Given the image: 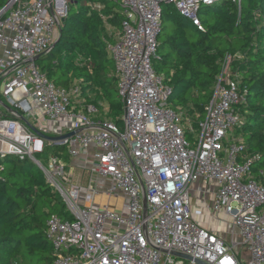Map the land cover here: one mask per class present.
Masks as SVG:
<instances>
[{
  "label": "built area",
  "instance_id": "2783aa9c",
  "mask_svg": "<svg viewBox=\"0 0 264 264\" xmlns=\"http://www.w3.org/2000/svg\"><path fill=\"white\" fill-rule=\"evenodd\" d=\"M164 1L200 29L201 5L224 0L123 1L119 38L107 42L123 130L102 103L88 102L75 83L57 87L34 61L55 42L67 0H10L0 9V158L33 163L69 213L47 221L54 264H264V183L251 172L255 155H242L244 141L233 134L245 93L223 75L227 56L197 131L170 106L172 90L152 66ZM36 131L73 136L50 142ZM196 132L193 143L187 134ZM48 146H65L67 161ZM77 161L87 185L74 183ZM198 182L217 188L193 210ZM99 194L122 205L97 207ZM203 211L229 218L228 240L197 222Z\"/></svg>",
  "mask_w": 264,
  "mask_h": 264
},
{
  "label": "trees",
  "instance_id": "16d2710c",
  "mask_svg": "<svg viewBox=\"0 0 264 264\" xmlns=\"http://www.w3.org/2000/svg\"><path fill=\"white\" fill-rule=\"evenodd\" d=\"M9 1L0 0V9ZM123 1L67 0L58 36L37 61L57 87L69 88L75 83L88 102L108 103L107 117L120 130L123 109L105 26L108 23L120 30ZM94 4L104 9L98 12L92 8ZM161 9L152 66L172 90L169 104L183 110L197 129L213 97L223 61L230 56L229 75L245 93L233 134L244 141L242 155H255L251 172L264 183V176H258L259 171L264 172V0L201 5L200 29L166 1ZM46 153L67 161L65 146H48ZM51 215L71 220L41 171L27 159L0 158V264H54L46 236Z\"/></svg>",
  "mask_w": 264,
  "mask_h": 264
},
{
  "label": "rangeland",
  "instance_id": "374dc122",
  "mask_svg": "<svg viewBox=\"0 0 264 264\" xmlns=\"http://www.w3.org/2000/svg\"><path fill=\"white\" fill-rule=\"evenodd\" d=\"M105 27H106L105 31H106L108 38H109V39L106 38V41L110 42L112 39L110 36L112 30H111L110 26L108 25V23H106ZM230 65H231V58H229L228 60L225 61L224 68H223L224 69L223 75L225 77H228V78H231L229 75ZM231 79H235V78H231ZM170 106L172 107L171 104H170ZM103 109H104V112L106 113V115L109 114V105L106 104V102L104 103ZM122 115H123V110H122ZM107 119H109V118L107 117ZM194 131H197V129H194ZM196 135H197V132L187 134V139L194 143ZM46 136L51 137L49 135H46ZM8 165L9 164H7L6 166H8ZM85 184L87 185L88 183L85 182ZM102 187H105V184L103 186H102V184L99 185V188H102ZM200 192H202V191H199V189L197 187L193 186L191 188L190 201H191V206H192L193 210L198 206H200V207L204 206L205 201H210V196H206V194L204 196L203 192L202 193H200ZM99 195H101V194H99ZM97 197H96V199H97ZM113 204L119 208L122 205V200L120 198H115ZM218 218L222 221H225L224 223H222L223 225H218ZM196 219H197V222L199 224L203 225L206 223V226H209L210 228L218 231L224 239H226V240L229 239L228 234L231 232V228H230L229 224H227V221H229V218L225 217L223 214H220L218 217L215 215L209 216L205 211H203L202 216H198V217H196Z\"/></svg>",
  "mask_w": 264,
  "mask_h": 264
},
{
  "label": "crops",
  "instance_id": "0c3cea01",
  "mask_svg": "<svg viewBox=\"0 0 264 264\" xmlns=\"http://www.w3.org/2000/svg\"><path fill=\"white\" fill-rule=\"evenodd\" d=\"M111 28V40L112 41H110V42H114L115 40H117L118 38H119V30H116V29H114V28H112V27H110ZM100 103H102V105L104 106V103L105 102H100ZM99 104V103H98ZM106 104H108V103H106ZM106 117H107V115H105ZM78 162V161H77ZM73 176H74V183H77V184H82V185H86L85 184V182H87V183H89V177H88V174H87V172H84L82 169H81V164L78 162V164L77 165H75V167H74V172H73ZM88 180V181H87ZM99 183H98V186L99 185H101L102 184V186L104 185V184H106L105 183V181H103L102 179H100L99 181H98ZM197 187L198 189H199V191H202L203 192V194H204V196H205V194H206V196H210V201H205L206 203H210L211 201H212V199H213V196H214V194H215V191H216V188H217V186H216V184H214V183H212V184H209V185H203L202 183H200V182H198V183H195V184H193L192 185V187ZM191 187V188H192ZM101 189V188H100ZM202 192H200V193H202ZM114 200H115V198H110V197H108V196H106V195H104V194H101V195H99L98 197H97V199H95V205L97 206V207H99V206H102V205H106V204H108V205H110V206H112L113 208H118L117 206H115L114 204H113V202H114ZM120 208V207H119ZM202 226H205V227H207V228H209V229H211V230H214V229H212V228H210L209 226H206V223L205 224H203ZM214 231H216V230H214ZM218 232V231H217ZM219 233V232H218ZM219 235H220V233H219ZM222 237V236H221ZM223 238V237H222Z\"/></svg>",
  "mask_w": 264,
  "mask_h": 264
},
{
  "label": "water",
  "instance_id": "95a60500",
  "mask_svg": "<svg viewBox=\"0 0 264 264\" xmlns=\"http://www.w3.org/2000/svg\"><path fill=\"white\" fill-rule=\"evenodd\" d=\"M38 57H36L34 59V61H38ZM37 135L40 136L42 139L46 140V141H50V142H59V141H62L66 138H69V137H72L73 136V133H70V134H66V135H63L61 137H48V136H45V135H42L41 133L37 132ZM143 204H144V209H145V199H143Z\"/></svg>",
  "mask_w": 264,
  "mask_h": 264
}]
</instances>
